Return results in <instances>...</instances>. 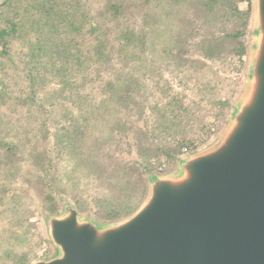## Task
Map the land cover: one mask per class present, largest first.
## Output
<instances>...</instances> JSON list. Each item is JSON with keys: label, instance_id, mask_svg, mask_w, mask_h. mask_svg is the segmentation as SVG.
<instances>
[{"label": "rangeland", "instance_id": "obj_1", "mask_svg": "<svg viewBox=\"0 0 264 264\" xmlns=\"http://www.w3.org/2000/svg\"><path fill=\"white\" fill-rule=\"evenodd\" d=\"M81 3L85 12L98 15V21L110 32L121 27L142 30L149 42H139L134 58L113 54L96 65V72L92 66L76 74L80 75L76 77L78 86L71 94L59 92L55 81L46 79L33 96L28 93L19 63L22 40H13L10 56L0 62V77L4 75V81L13 86L14 97L22 95L19 99L29 101L18 103L20 106L11 112L2 109L7 120L0 118V264H30L54 257L57 252L45 220L60 215L66 201L81 218L102 225L132 215L147 196L148 177L174 174L177 159L205 151L220 139L232 107L247 87L253 0L237 5L240 10H249L246 54L239 57L233 44L223 43V56L210 61L199 57L195 43L200 35H224L236 30L243 19L234 23L218 15L207 20L182 2L172 6L170 0ZM113 3L122 4L120 16L110 17L107 5ZM188 15L190 25L183 26ZM186 30L190 32L185 46L189 62L184 65L163 51L168 52L173 44L171 33ZM110 37L106 41L109 49L116 44ZM118 81L131 84L132 98L117 104L102 103L111 95L107 83ZM102 87L108 94H101ZM171 96L181 104L174 105L176 110L168 113L167 119L155 122L157 110L166 108ZM137 135L152 149L177 142L188 145L172 159L154 152L140 157L133 146ZM1 143L13 145L14 152L5 154ZM44 173L54 191V202L42 198L39 177ZM52 207L54 213L50 212Z\"/></svg>", "mask_w": 264, "mask_h": 264}, {"label": "water", "instance_id": "obj_2", "mask_svg": "<svg viewBox=\"0 0 264 264\" xmlns=\"http://www.w3.org/2000/svg\"><path fill=\"white\" fill-rule=\"evenodd\" d=\"M244 95L209 149L150 176L127 218L102 225L66 201L48 216L56 255L30 264H264V0H253Z\"/></svg>", "mask_w": 264, "mask_h": 264}, {"label": "trees", "instance_id": "obj_3", "mask_svg": "<svg viewBox=\"0 0 264 264\" xmlns=\"http://www.w3.org/2000/svg\"><path fill=\"white\" fill-rule=\"evenodd\" d=\"M239 1L249 3L250 0H170L172 6H179L182 2L186 8L196 10L197 14L200 13L207 20H213L218 15H221L223 20L234 23L243 19V23L236 30L229 31L224 35H200L195 45L199 49V57L202 60L210 61L223 56V43L233 44L232 48L239 57L246 54L244 37L249 10H240L237 6ZM84 3H81V0H0V62L10 56L9 48L13 40H22L24 51L20 55L19 63H21L22 77L27 84L29 95L34 96L36 87L40 86L46 79L54 80L59 92L65 91L71 94L77 89V78L87 69L94 66L91 70L96 72V65L103 64L113 54L116 56L126 54L130 58H134L135 48L139 42L142 43L143 41L144 44V39L149 42L147 33H142V30L137 32L135 29L121 27V29L110 32L105 29L97 19L98 15L89 10L88 14L85 12ZM107 6L110 17L120 16L123 12V6L120 3ZM190 22V15H188L183 26L190 25ZM184 32L185 39H182L181 33ZM108 35L116 43L110 49L106 46ZM156 37L158 36L156 35ZM189 37L190 32L188 30L171 33L169 40L173 44L168 52H163L185 65L189 62V51L185 48L188 45ZM128 49L129 51L126 53ZM85 64H88V67H85ZM201 66H205V64L201 63ZM79 73L80 75L77 77L76 74ZM130 85L124 81L107 83L111 95H108V98L105 96L101 102L108 101V103L117 104L119 100H130L133 92ZM101 89L102 95L108 94L103 87ZM13 91V86L4 81V75L1 76L0 118H5V120H7V116L2 109L8 108L6 111L11 112L9 110H13L15 106H20L18 103L29 101V98L19 99L22 95L14 97ZM175 96L168 99L166 108L157 110L159 115H157L155 122L167 119L166 115L176 110L174 105L181 104ZM133 140L135 152L140 157L144 152H154L157 154L155 156L162 154L166 159H172L181 154L182 149L188 145L187 142H177L164 145L161 148L154 146L152 149L141 141L139 135ZM1 148L5 154L14 152V146L8 143H1ZM47 175L44 173L39 177L44 188L42 198L45 201L54 202L52 197L54 191L48 183ZM50 212L54 213L55 208L52 207Z\"/></svg>", "mask_w": 264, "mask_h": 264}]
</instances>
